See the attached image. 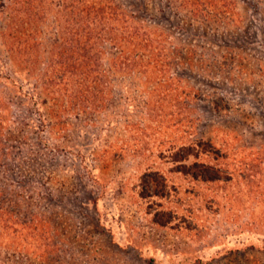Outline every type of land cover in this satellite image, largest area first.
Wrapping results in <instances>:
<instances>
[{
	"label": "rangeland",
	"instance_id": "1",
	"mask_svg": "<svg viewBox=\"0 0 264 264\" xmlns=\"http://www.w3.org/2000/svg\"><path fill=\"white\" fill-rule=\"evenodd\" d=\"M56 1L0 0V264H264V24L253 8L233 0L234 16L184 24L186 10L142 0L148 34L196 55L121 72L107 46L85 88Z\"/></svg>",
	"mask_w": 264,
	"mask_h": 264
},
{
	"label": "trees",
	"instance_id": "2",
	"mask_svg": "<svg viewBox=\"0 0 264 264\" xmlns=\"http://www.w3.org/2000/svg\"><path fill=\"white\" fill-rule=\"evenodd\" d=\"M32 1L42 10H52L53 0ZM167 1L171 8L177 7V12H174L175 15L178 16V9L186 10L189 13V22L183 20L184 24H193L196 20L207 21L213 16L226 13L234 16L237 11L233 0ZM242 2L253 8V11L260 18L259 21L264 24V15H261L262 9L264 11L263 2L260 0H243ZM56 4L58 9L55 13L60 18V23L64 24L62 29L65 35L71 38L76 36L75 38L80 41V53H83L81 55L83 62L80 63V66L83 69L85 88L90 83L87 74L89 66L96 64V69L99 68L100 56L105 53L107 46L113 50L112 65L121 72L157 73L162 71L163 60H169V58L177 56L178 53H186L187 57L191 58L196 55L193 45L183 47L181 43H172V45L162 43L163 40L158 39L162 33L160 30L155 29L151 33L153 36L148 34L153 28H147L145 25L149 24L147 20L138 15L142 11H144L143 13L147 11V6L142 0H139V3L134 2L129 5L123 4L120 0H57ZM167 9L170 10L169 7ZM163 11L160 9V13ZM63 19L67 22L64 23ZM67 41L66 52L71 50V39ZM33 42L35 46L39 45V40L34 39ZM65 70L68 71L67 66ZM71 75L70 72L65 75L61 73L64 83L71 81ZM5 79H9V77H5ZM177 95L178 98L180 96L186 98L184 92H179ZM84 96L85 94H83L82 100L89 102V98ZM1 106L3 105L0 103ZM2 124L3 122L0 121V143L6 135V132L2 131Z\"/></svg>",
	"mask_w": 264,
	"mask_h": 264
}]
</instances>
